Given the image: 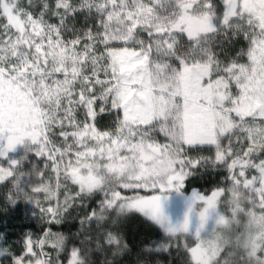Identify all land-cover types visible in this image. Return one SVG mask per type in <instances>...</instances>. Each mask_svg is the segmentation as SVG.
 Segmentation results:
<instances>
[{
  "label": "snow or ice",
  "instance_id": "snow-or-ice-1",
  "mask_svg": "<svg viewBox=\"0 0 264 264\" xmlns=\"http://www.w3.org/2000/svg\"><path fill=\"white\" fill-rule=\"evenodd\" d=\"M18 202L39 231L0 234V264H264V0H0V210Z\"/></svg>",
  "mask_w": 264,
  "mask_h": 264
},
{
  "label": "trees",
  "instance_id": "trees-1",
  "mask_svg": "<svg viewBox=\"0 0 264 264\" xmlns=\"http://www.w3.org/2000/svg\"><path fill=\"white\" fill-rule=\"evenodd\" d=\"M211 174H209V179H210ZM205 183V181L202 180H197V183L193 185L194 187H200L201 184ZM191 187H186L184 191H190ZM32 219H37L36 216L32 217ZM22 220L20 216L15 217L13 216L11 219L8 220V222L4 223L0 221V234L2 231H5L8 235L6 243L12 242L13 240H19L21 234H23L26 230H32L33 232L39 231V228L37 226V222H33V220ZM62 228L65 227V225L61 226ZM77 224L75 222L72 223V228H76ZM127 229L129 230L130 233H136L140 234L143 232H146V229L144 226L136 219L130 218L129 221L126 224ZM163 233L160 230H155L151 234V239L145 238L143 243L147 244L153 241L159 242L163 238ZM15 246V243H14ZM157 258V256H154L153 259ZM158 258L162 259L165 264H168L169 262V257L166 254H158ZM104 257L101 256V260H103ZM128 259H133V258H128Z\"/></svg>",
  "mask_w": 264,
  "mask_h": 264
},
{
  "label": "rangeland",
  "instance_id": "rangeland-1",
  "mask_svg": "<svg viewBox=\"0 0 264 264\" xmlns=\"http://www.w3.org/2000/svg\"><path fill=\"white\" fill-rule=\"evenodd\" d=\"M190 191H184L183 195L177 194L175 192L171 193L169 200L164 205L165 212L175 221L177 219H182L183 214L186 211V203H185V197L190 195ZM33 205L30 203H24V202H18L17 205L9 207L7 211L0 210V221L1 222H8L9 219H11L13 216L19 217L22 220H30L32 219L33 212H36ZM37 219H32L33 222H37L38 216H36ZM1 234H3L4 240L2 243L4 244H13L18 240H13L12 242L6 243L8 235L5 231H2ZM22 235V234H21Z\"/></svg>",
  "mask_w": 264,
  "mask_h": 264
},
{
  "label": "clouds",
  "instance_id": "clouds-1",
  "mask_svg": "<svg viewBox=\"0 0 264 264\" xmlns=\"http://www.w3.org/2000/svg\"><path fill=\"white\" fill-rule=\"evenodd\" d=\"M157 243H160V242H157ZM155 247H156V243H154V242H150V243H147V244L143 245V248L145 250H147V249H154ZM155 264H165V262L162 259H158L155 262Z\"/></svg>",
  "mask_w": 264,
  "mask_h": 264
}]
</instances>
